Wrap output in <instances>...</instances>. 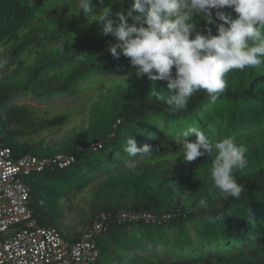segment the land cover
<instances>
[{"label":"trees","instance_id":"16d2710c","mask_svg":"<svg viewBox=\"0 0 264 264\" xmlns=\"http://www.w3.org/2000/svg\"><path fill=\"white\" fill-rule=\"evenodd\" d=\"M110 3L115 13L126 11L131 0H105L94 14ZM76 4L0 0V49L7 59L0 68V144L15 157L76 156L67 169H47L25 179L34 221L40 227L57 224L65 240L75 243L104 215L105 229L96 241L100 256L93 264H264V64L227 73V87L215 103L201 90L186 111L172 114L164 101L151 95V90L164 94L167 82L137 78L128 58L114 59L108 46L115 38L103 35V26L93 19L76 16ZM202 20L191 22L203 30ZM81 53L87 55L78 62ZM97 78L103 89L90 111L75 120L70 114L39 113L12 103L26 96L77 98ZM70 117L77 125L65 128ZM188 127L204 131L213 141L232 136L247 148V167L234 172L237 183L244 185L238 199L209 191L210 157L187 162L180 156L178 135ZM157 129L163 133L160 138ZM59 131L63 138L54 141ZM133 135L138 148L151 146L149 157L125 150ZM100 141L101 151L87 150L91 142ZM88 168L100 174L75 207L83 192H65L55 185ZM202 197L207 208L199 205ZM123 213L153 220L123 222ZM209 215L220 219L206 222ZM162 245L179 253L152 251Z\"/></svg>","mask_w":264,"mask_h":264},{"label":"clouds","instance_id":"9594fccd","mask_svg":"<svg viewBox=\"0 0 264 264\" xmlns=\"http://www.w3.org/2000/svg\"><path fill=\"white\" fill-rule=\"evenodd\" d=\"M104 3L77 0L75 14L93 19L103 26V35L115 38L109 53L117 60L128 58L137 78L167 82L164 94L151 90V95L164 101L172 114L186 111L201 90L215 103L227 87V73L264 64V0H131L126 11L114 13L110 3L94 14ZM196 17L203 18V30L191 22ZM2 53L0 49V68L7 64ZM86 55L81 53L76 60L84 61ZM181 136L184 161L212 159L209 191L219 190L226 200L238 199L244 185L237 183L234 172L247 167V148L232 136L213 141L196 127L186 128ZM192 136L195 139L189 140ZM125 150L145 158L153 152L149 145L138 148L134 135L128 137ZM199 205L207 208V198L202 197ZM219 219L204 217L209 223Z\"/></svg>","mask_w":264,"mask_h":264},{"label":"built area","instance_id":"2783aa9c","mask_svg":"<svg viewBox=\"0 0 264 264\" xmlns=\"http://www.w3.org/2000/svg\"><path fill=\"white\" fill-rule=\"evenodd\" d=\"M103 147L101 141L91 142L87 150L99 152ZM75 162L74 154L63 153L49 158L15 157L11 148L0 144V264H93L98 260L96 241L105 229L104 215L85 230L79 241L70 243L57 228L38 226L29 205L31 192L26 178L47 169L64 170ZM120 219L153 220L151 216L129 213H123Z\"/></svg>","mask_w":264,"mask_h":264},{"label":"rangeland","instance_id":"374dc122","mask_svg":"<svg viewBox=\"0 0 264 264\" xmlns=\"http://www.w3.org/2000/svg\"><path fill=\"white\" fill-rule=\"evenodd\" d=\"M103 89V83L101 82V79H94L91 82H89L87 85L84 86V93L77 98H68L63 96H57L51 99H44L39 100L30 96L17 98L12 101V103H15L16 105H28L32 108H35V110L39 113H45L47 111H50V114L55 115L58 113H66L70 114L72 118L75 120L82 116L83 114H86L90 111V104L95 99V96L97 92L101 91ZM71 118V117H70ZM70 119L69 125L65 128L72 127L77 125V122H74L73 119ZM64 128V129H65ZM63 131H59L55 136H53V140H62L63 138ZM183 131L179 132L178 137H182L181 133ZM155 134L158 136L157 138H160L163 133L160 130H156ZM175 134V133H174ZM99 170H95L93 168L84 169L81 172L70 174L69 178L61 183L55 185L59 188H61L65 192H72L73 190H81L83 193L79 195L75 200V207H77L79 203V199L84 196L85 193H88L91 189L92 181L95 179V177L100 174ZM49 203V202H48ZM67 223V220L65 221ZM55 227L59 230V226L56 224ZM209 248L206 249L208 251L211 246H208ZM226 246H221L220 249H223L222 252H225L224 248ZM151 248V247H150ZM152 251H156L161 254H172L175 255L179 253V249L176 247L170 246V245H162L161 247L152 248ZM188 251V250H186Z\"/></svg>","mask_w":264,"mask_h":264}]
</instances>
